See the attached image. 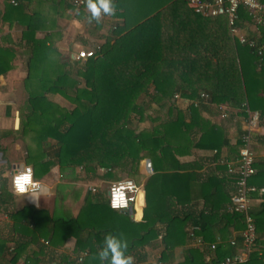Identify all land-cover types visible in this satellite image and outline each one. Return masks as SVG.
Here are the masks:
<instances>
[{
  "label": "trees",
  "instance_id": "16d2710c",
  "mask_svg": "<svg viewBox=\"0 0 264 264\" xmlns=\"http://www.w3.org/2000/svg\"><path fill=\"white\" fill-rule=\"evenodd\" d=\"M151 1L135 0L143 21L139 15L117 24L97 55L87 60L65 62L47 39H37L36 30L44 25L39 26L34 16L29 17L23 35L28 74L20 133L26 138L27 160L33 163L34 172H50L58 165L63 177L82 172L90 179L119 180L124 173L139 172L138 163L148 158L155 173L144 181L142 219H130L111 208L106 192L98 189L87 192L76 215L64 202H59L54 214L25 206L13 217L16 223L20 217L27 221L21 223L22 228L15 223V230L21 228L26 238L17 239L10 251L8 239L0 233V264H15L22 256L24 264H100L97 254L108 234L127 241L125 254L132 257V264H215L236 251L230 238L242 244L243 216L230 209L236 175L220 176L212 168L201 178L196 173L201 163L185 165L178 157L195 148L218 149L216 159L225 146L234 155L239 152L244 130L238 128L233 145L225 122L213 119L222 114V104L239 109L238 114L245 116L250 108L259 113L260 125H264V27L255 25L247 9L239 10L238 26L263 47L259 55L258 48L241 43L232 34L227 16H204L186 0L170 5L166 0L159 5ZM10 2V8L17 10L25 4V0ZM114 4L119 13L121 0ZM182 4L193 14L186 29L180 28L173 14V8ZM171 24L175 29L166 32L165 26ZM17 50L15 46H0V76L13 68ZM177 91L194 100L188 109L174 103ZM202 93L208 97H201ZM49 95H60L73 107ZM228 113L227 120L235 117ZM165 149L171 158V171L163 170ZM253 149L256 152L255 143ZM221 166L227 169L225 164ZM255 166L257 173L250 182L263 187L264 162L257 156ZM2 182L4 203L11 194L6 189L7 180ZM254 196L260 200L258 206H252L258 241L249 259L238 264H264V193ZM107 211L120 222L106 224ZM191 229L207 243L218 238L223 242L215 251L197 248L189 236ZM71 237L77 241L75 256L52 254L54 247ZM33 243L39 244L37 250L30 249ZM180 247L184 248L181 257L177 255ZM84 251L88 254L80 261ZM156 251L160 255L153 259Z\"/></svg>",
  "mask_w": 264,
  "mask_h": 264
},
{
  "label": "crops",
  "instance_id": "0c3cea01",
  "mask_svg": "<svg viewBox=\"0 0 264 264\" xmlns=\"http://www.w3.org/2000/svg\"><path fill=\"white\" fill-rule=\"evenodd\" d=\"M10 1L11 0H0V46H15L18 50L17 56L12 62L13 68L6 74L0 76V185L1 182L6 179L8 186L6 189L9 191V194H11L10 197H5L8 201L3 203L1 199L2 191H0V233L3 238L8 239L10 245L9 250L12 251L17 239H23L24 236L26 238V235L21 232V228L23 227L22 224H26L27 221L25 218L20 217V220L18 219L16 223L13 217V214L18 210L25 208V206H34L37 209H46L50 214L58 213L57 208L59 202H64L65 204L73 203V205L75 202H80L81 205L83 204L84 197L88 192L85 190L83 191V186L86 187L88 185L90 187H97L98 190L105 191L107 196L110 183L116 181L115 179H90L85 173L83 176L82 172L76 177H63L59 166L56 165L50 169V172L48 170L46 171V169H39L37 173L34 172L35 177L43 184L38 193L37 200L34 201L30 194L18 195L14 193L11 180L15 169L30 165L34 170L33 163L27 160L28 154L24 145L26 138L20 133L22 114L26 107L25 98L23 104L18 105L15 104L14 100H9L12 94L10 89L14 87H16L17 93L22 90L23 95H25L24 81L28 74V56L26 54L27 46L23 44L26 43L23 39V35L26 33L28 25L30 24V20H28L29 17L31 18L34 16L35 20H38V25H44V27L37 28L35 37L41 40L47 39V44L55 47L59 53L62 54V59L65 62H70L76 60L74 57L79 50L101 46L107 38L110 37L111 31L117 24H122L128 22L127 20L137 18L140 12L136 9L137 5L135 4V0H121L123 7L120 8L119 6V13L115 11V14L111 16L101 15L100 21L97 23L95 20L92 22L88 21L87 16L89 13L85 7L75 11L73 2L72 5L70 3L71 0H25V4H21L22 7L18 10L10 8V5H12ZM174 1L176 0H166V5H170ZM151 2L152 4L159 5L164 3V0H152ZM147 5L148 4H146V6ZM143 6L145 7V5ZM13 7L17 8L19 6ZM180 7V9L174 7L173 14L178 17L177 19L182 26L180 28L186 29L190 25L187 21L193 17V14L185 4H182ZM147 9L148 8H145V10ZM153 14L154 13L151 15ZM141 15L140 19L143 21ZM173 28L174 26L172 24L165 26L166 32H171ZM241 34L247 36L248 31L246 29H241ZM14 82L16 84H13ZM176 94H179L180 97L175 98ZM173 101L179 108L184 110L188 109L194 102V100L184 97L180 91L174 94ZM222 105L227 107L230 113L233 112L235 117L231 120H227L228 117H223L220 112V114H216L213 119L215 121L218 120V122H225L231 136V143L235 145L237 143L238 128L243 130L246 128V119L248 116L238 114L240 110L232 108L228 104ZM248 109L252 111L250 108ZM253 139L256 145V156L259 161L261 160L264 162V144L262 142L264 141V125H260L259 123L257 128L253 131ZM260 139L262 141H260ZM229 149L230 148L227 146L223 147L219 159H216V154L220 153L218 149L205 150L196 148L190 154L179 156L178 159L185 165L198 164V162L201 163V167L196 169V173H198L201 178L212 168L216 169L217 174L223 176L229 172L221 166H224L221 160L235 159L239 153L234 155ZM162 160L163 170L171 171L172 165L168 149H165L163 152ZM139 167V170L144 171L143 165ZM125 178H130V176L124 173L119 180ZM139 185L144 187V182L143 184L139 183ZM232 185V183H229V186ZM103 187L107 188L104 190ZM77 195L78 198L75 199ZM61 198H64V200H60ZM74 200L76 201L73 202ZM259 204L260 200L256 199L254 205L258 206ZM78 209L79 208H77L76 211L72 209L74 215L77 214L79 211ZM137 209L139 213L141 212L140 215L142 219L144 207L141 209V206H133L129 211L119 210L118 212L124 213L130 219H133ZM110 212L111 211H107V213H104L106 224H118L120 219L117 222V218L114 219ZM15 223L20 225L21 228H19V231L15 230ZM30 226H33V223H31ZM40 241L49 243V240L44 238H41ZM76 242V238L71 237L59 247L52 246L56 248L52 254H55L56 257L61 253L75 255L74 249L76 248ZM38 245L37 243H33L30 249L37 250ZM148 250L150 252V248H147V251ZM183 251V247L178 248L177 255L181 257ZM159 254V251H156L155 254H152V258L158 257ZM9 255L10 253L8 252L7 256ZM24 259L25 256H22L15 264H24Z\"/></svg>",
  "mask_w": 264,
  "mask_h": 264
},
{
  "label": "built area",
  "instance_id": "2783aa9c",
  "mask_svg": "<svg viewBox=\"0 0 264 264\" xmlns=\"http://www.w3.org/2000/svg\"><path fill=\"white\" fill-rule=\"evenodd\" d=\"M116 0H114L115 2ZM187 3L193 10L204 15V16H219L225 15L228 18L230 30L233 35H236L241 43H248L252 48H258V54L262 55L263 47L259 45L257 40L249 39L245 34H241V28L238 26L239 10L245 8L252 15L255 25L264 27V3L261 0H186ZM73 6L75 11L85 7V0H73ZM103 15V14H102ZM101 46H97L91 49L79 50L75 54L74 59L77 61L87 60L90 57L96 56ZM180 95L176 94L175 98H179ZM201 97L207 98L208 94L202 93ZM198 103H196L197 105ZM246 105V104H245ZM222 116H228L227 107L220 105ZM248 117L246 119V128L242 134V146L240 147L239 154L235 159H222L221 162L227 166V170L230 174H234L237 177L235 191L233 192L231 199V210L240 213L243 216L244 228L242 230V244H238L235 237L230 238L229 242L232 246L236 247V251L232 254L227 255L225 258L217 261L215 264H238L247 261L251 253L255 250L258 241V229L256 225L255 217L252 213V206L254 205L255 193L263 194L264 186L259 187L250 182L252 176L257 173L256 163V152L253 149L254 139L253 131L257 128L260 123V115L258 112H252L247 108ZM24 167H30L32 172V180L38 182L43 186L42 182L38 180L34 175L32 166L26 165ZM145 169L153 174L155 172L153 163L150 159H145ZM13 176L11 180L12 189L13 187ZM120 181H131L138 190H142L141 186L137 184L131 178H125L116 180L110 183L108 187V200L110 204V190ZM90 190L95 192L97 187H90ZM18 195H25L19 194ZM133 194H130V196ZM138 205V200L129 199L126 208H116V210L129 211L133 206ZM112 208V207H111ZM114 209V208H113ZM189 236L192 240V244L200 249H210L215 251L220 243L223 242L221 238L216 241L207 243L203 237L196 235L193 229L190 230ZM87 251L80 254L79 260L87 255Z\"/></svg>",
  "mask_w": 264,
  "mask_h": 264
},
{
  "label": "clouds",
  "instance_id": "9594fccd",
  "mask_svg": "<svg viewBox=\"0 0 264 264\" xmlns=\"http://www.w3.org/2000/svg\"><path fill=\"white\" fill-rule=\"evenodd\" d=\"M85 8L89 13L87 16L88 21L95 20L97 23H99L102 14L111 16L116 11L114 0H85ZM12 183L16 193H28L34 201L38 199L41 185L32 180L30 167L15 169ZM130 194L133 195L130 196ZM142 198L143 192L138 190L131 181L117 182L110 190V206L114 209L126 208L129 199L142 201ZM133 219L136 221L141 219L138 209ZM127 248L128 243L122 237L118 238L111 234L106 235L97 254L100 264H104L105 261H107V264H132V257L125 254Z\"/></svg>",
  "mask_w": 264,
  "mask_h": 264
},
{
  "label": "rangeland",
  "instance_id": "374dc122",
  "mask_svg": "<svg viewBox=\"0 0 264 264\" xmlns=\"http://www.w3.org/2000/svg\"><path fill=\"white\" fill-rule=\"evenodd\" d=\"M13 84H16V83L14 82ZM10 90H11L12 94H11L9 100H14L15 101V104H17V105L18 104H23L25 95H23L22 90L18 91V93L16 92V90H17L16 87H14V88H12ZM49 97L52 100H55V101L59 102L60 104H62L64 106H67L69 108L73 107V105L68 100H66L65 98H63L60 95H49ZM164 151H162V154H163ZM138 164L143 165V167H144L143 170L144 171H141V170H139V172L136 171L134 174L130 175V178L133 179L134 181H136L137 184H139V183H142L143 184V182L146 180V177L150 176V173L145 169V159L141 160ZM139 169H140V167H139ZM82 175L84 176V173H82ZM106 188L107 187H103L104 190ZM142 188L144 189V187H142ZM84 190L85 191H89L90 190V186H88V185L86 187L83 186V191ZM143 200H144V198H142L141 205H143ZM79 203L80 202L74 203V205H73V203H71V204L69 203L68 205H69L70 209L72 208V209H74L76 211L77 208H79L80 205H81V203H80V205H79ZM139 206L140 205H137V207H139ZM142 208L143 207H141V209ZM73 256H75V255H73Z\"/></svg>",
  "mask_w": 264,
  "mask_h": 264
},
{
  "label": "water",
  "instance_id": "95a60500",
  "mask_svg": "<svg viewBox=\"0 0 264 264\" xmlns=\"http://www.w3.org/2000/svg\"><path fill=\"white\" fill-rule=\"evenodd\" d=\"M140 191L143 192V198H144V200H143V205H141V201H138V205H140L141 207H144L145 204H146V193H145V190L143 188Z\"/></svg>",
  "mask_w": 264,
  "mask_h": 264
}]
</instances>
